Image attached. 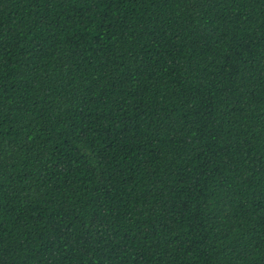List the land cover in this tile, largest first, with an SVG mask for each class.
Here are the masks:
<instances>
[{
	"label": "trees",
	"instance_id": "trees-1",
	"mask_svg": "<svg viewBox=\"0 0 264 264\" xmlns=\"http://www.w3.org/2000/svg\"><path fill=\"white\" fill-rule=\"evenodd\" d=\"M0 264H264V0H0Z\"/></svg>",
	"mask_w": 264,
	"mask_h": 264
}]
</instances>
